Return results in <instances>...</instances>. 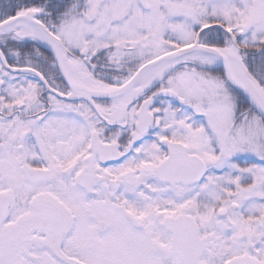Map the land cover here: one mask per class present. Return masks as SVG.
<instances>
[{
    "label": "snow or ice",
    "instance_id": "snow-or-ice-1",
    "mask_svg": "<svg viewBox=\"0 0 264 264\" xmlns=\"http://www.w3.org/2000/svg\"><path fill=\"white\" fill-rule=\"evenodd\" d=\"M0 264H264V0H0Z\"/></svg>",
    "mask_w": 264,
    "mask_h": 264
}]
</instances>
